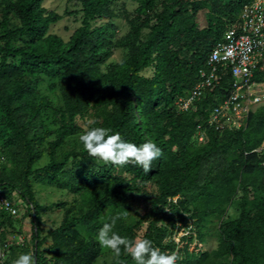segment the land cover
<instances>
[{
	"label": "trees",
	"instance_id": "obj_1",
	"mask_svg": "<svg viewBox=\"0 0 264 264\" xmlns=\"http://www.w3.org/2000/svg\"><path fill=\"white\" fill-rule=\"evenodd\" d=\"M78 1L81 24L68 42L48 33L60 17L47 12L44 0H4L1 9L5 22L0 32V140L8 137L10 146L22 140L26 183L32 174L36 179L59 183L69 163L74 169H84L81 181L76 182L82 186L73 190L74 199L59 204L65 211L61 224L43 237L42 206L33 196L31 184L25 192L17 189L0 165V186L5 195L13 200L12 193L17 192L19 209L21 205L26 207L23 218L30 213L35 264H94L103 252L96 240L97 231L118 213L126 216L116 219L113 230L137 239V224L127 223L126 219L138 206L141 197L137 193L150 196L148 189L152 185L155 194L146 198L150 208L142 218V221L151 218L144 238L151 239L162 251L171 252L176 247L163 243L165 230L157 226L169 219L165 212L169 202L179 197L178 208L182 211L177 212V217L182 221L190 213L187 203L194 193L211 204L203 207L196 203L190 215L195 220V235L189 233L182 238L185 247L177 251V264H264V152L259 151L264 143V109L250 113L247 125L238 131L220 133L207 129L208 143L194 149L193 135L225 97V89L232 84L231 77L224 78L223 90L216 88L198 99L194 110L184 112L178 106L179 99L199 82V71L205 67L211 49L251 0H163L160 13L154 12L159 0H133L138 5L137 11L120 15L114 10L117 0ZM200 10L208 11L209 25L204 29L192 23ZM103 17H122L129 26L126 37L116 43V47L130 50L122 64L107 63L113 51L105 47L108 25L98 24ZM41 73L60 76L63 107L58 110L61 127L57 135L61 138L76 130L78 116L96 107L100 109L102 126L137 144L152 140L162 149V156L145 173L131 162L99 163L97 157L88 155L84 149L59 158L56 141L48 144L50 163L33 170L44 152L43 138L28 137L16 117L30 108V120L38 115L34 104ZM255 79L264 81V71L258 72ZM47 104V100L41 101V105ZM221 135L225 136V142L221 141ZM0 150V157H5L6 151ZM221 153L224 163L215 168L211 161ZM90 173L103 174L100 179L93 176L90 185L93 188L89 183L83 184ZM69 176L77 178L74 173ZM236 189L244 193L239 217L220 224L217 249H199L205 242L201 227L205 218L224 215ZM20 210L23 212V208ZM173 216L171 220L177 219ZM21 219L1 212L0 227L14 228V222ZM194 238L198 240L197 252L190 253L188 246ZM49 240L52 243L47 252H41V246ZM112 264L135 262L122 250L120 256H114Z\"/></svg>",
	"mask_w": 264,
	"mask_h": 264
},
{
	"label": "rangeland",
	"instance_id": "obj_2",
	"mask_svg": "<svg viewBox=\"0 0 264 264\" xmlns=\"http://www.w3.org/2000/svg\"><path fill=\"white\" fill-rule=\"evenodd\" d=\"M3 5L4 0H0V32L3 30V22H5L1 15V9ZM162 5L163 0H159L154 8V12L160 13L163 8ZM43 6L47 10V12L56 13L60 17V20L56 24L50 26L48 33L55 34L61 37L64 42H68L81 24L82 14L79 1L44 0ZM114 8L118 15L123 12L133 14L137 11L138 5L133 0H117ZM207 13V10H200L194 15L192 23H194L199 29L206 28L209 25ZM98 24L100 26L106 24L108 25L106 31L107 40L105 43V47L106 49H111L113 51V55L107 63H124L130 55V50L127 48L116 47V43L120 40H123L129 32V26L127 25L126 21L122 17L110 19L103 17L99 19ZM40 77L41 80L36 87V100L34 104L35 109H38L39 111L38 115L33 120H30V108L26 112L16 117L18 126L25 129L28 137L40 135L43 138L44 152L41 159L33 167V170L45 167L50 163V157L47 151L49 142H59V158H62L65 153L69 152L81 153L83 151V146L79 140L80 135H82L90 127L102 126V119L99 117L100 109L94 107L89 108L87 113L78 116L75 119L77 128L72 134H68L64 138H61L59 135H57V130H59V128L61 127V124L59 125L58 123V110L63 107V100L59 89L60 76L48 77L47 75L41 73ZM261 88L263 90L262 93L264 94V84ZM42 100L48 101L47 106L41 105ZM261 109H264V99L260 104L254 106L251 109L250 113H256ZM248 118L249 117L239 118L242 119L240 122L242 126L241 128H227L220 133H224L226 131H238L240 129H243L247 125ZM204 127L206 128L205 125ZM205 128L203 129V132L205 133L206 137L203 141H201L200 139V132L198 130L193 135L191 139V145L194 149L205 146L208 143L209 134L208 130L206 131ZM220 139L222 142L226 141V138L223 135L220 136ZM0 149H4L7 154L5 155V157H0V165L3 166L5 171L4 175L8 176L13 185L23 192H25V188L28 186V184H31L33 196L36 198V201L40 206H42V210L44 208L47 209L46 212H43L41 210L40 213L42 214L43 221L41 223L43 231L42 236H49V232L52 229L58 227L64 219L65 211L64 209H61L59 207V204H64L66 202L72 201L75 197L73 190L82 186V183L76 182L81 181L80 174L84 173V169H77V167L74 169L71 163H69V165L65 167L64 171L60 175L59 183L51 184L47 180H42L40 178L36 179L34 174L29 177V183H26L23 179L26 154L24 151L22 140H18V143L15 146H10L8 137L4 138L3 140H0ZM262 150L264 152V143L262 144V147L259 148V151ZM222 156V153L219 155L216 154L214 156V159L211 161L215 168H220L223 165L224 162L222 160ZM97 161L99 163L107 164L106 161L98 157ZM72 173L77 176L76 179H72L69 176ZM101 175L103 176L102 173H90L84 180L83 184L89 183V186L93 185L91 184L93 183V176H98V178L100 179ZM90 187L93 188V186ZM155 190V186H150V188L148 189V193L150 194V196H153L155 194ZM12 196L13 201H15L16 203H20V196L17 194V192H13ZM136 196L141 197L138 206L135 207V211L130 214L126 221L127 223L137 224V239H141L144 238L151 220V218H149V220L147 219L146 221H142L143 216L148 212L150 208V201L146 200V198L150 196H142V194L139 192ZM189 198L191 201H189L187 204L190 209V213L186 214L185 221H182L179 216L177 217V212L179 211V213L181 214L182 208H178L177 201L179 197H175L172 202H169V204L165 206V212L169 219H166L162 223H158L157 225L161 226L165 230L163 243L176 244L174 250L176 254L180 248L185 247L181 242L182 238L189 233H193V235H195V220L191 219L190 215L192 214L196 203H199L203 207H208L211 205L208 201L198 198L197 193H194V195L190 196ZM194 198L195 201L192 202ZM243 198L244 193L239 189H236L234 191L232 201L224 215H209L205 218L201 226L205 236V242L199 245V249L206 251L214 250L219 247L220 224L223 222L235 220L239 217V206ZM18 203L16 204L17 206H19ZM22 208L23 212H21L20 210L19 214V218L22 219L21 221L14 222V228L9 226L5 227L4 225L0 227V264H13V261L21 253L31 252L33 255V252L36 251L35 242L31 241L33 234V224L29 216L30 213L27 212L25 218H23L24 214L26 213V207L21 205L20 209ZM172 216L177 217V219L171 220L170 218ZM197 241L198 240L194 238L193 243L188 246L190 253L197 252ZM51 243V240L45 242L44 245L41 246V252H47V247ZM102 248V256L98 258L94 262V264H112L114 256L116 255L112 252V250L105 247ZM47 256L49 259L51 258L52 254H47Z\"/></svg>",
	"mask_w": 264,
	"mask_h": 264
},
{
	"label": "built area",
	"instance_id": "obj_3",
	"mask_svg": "<svg viewBox=\"0 0 264 264\" xmlns=\"http://www.w3.org/2000/svg\"><path fill=\"white\" fill-rule=\"evenodd\" d=\"M264 71V0H251L241 10L237 20L229 24L211 49L205 67L199 71V82L178 101L181 111L194 110L196 101L212 93L216 88L223 90L222 82L231 77L230 88L225 97L215 106L205 124L198 126L200 139H205L203 129L223 132L227 128H241L240 117H249L251 109L264 99L262 86L255 76ZM204 137V138H203ZM19 217L20 209L9 199L0 186V213Z\"/></svg>",
	"mask_w": 264,
	"mask_h": 264
},
{
	"label": "clouds",
	"instance_id": "obj_4",
	"mask_svg": "<svg viewBox=\"0 0 264 264\" xmlns=\"http://www.w3.org/2000/svg\"><path fill=\"white\" fill-rule=\"evenodd\" d=\"M79 140L88 155L119 165L135 163L145 173L152 168V162L162 156V149L154 141L137 144L104 126L88 128ZM123 216L126 213H118L111 222L103 223L98 229L96 240L101 247L112 250L116 256H120L123 250L131 255L135 264H177L179 258L175 251H162L151 239H134L114 231L116 219ZM13 264H35V260L31 252L21 253Z\"/></svg>",
	"mask_w": 264,
	"mask_h": 264
}]
</instances>
